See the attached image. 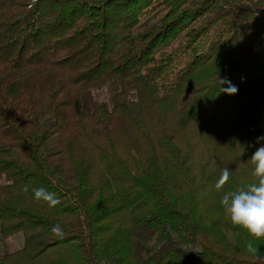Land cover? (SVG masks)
<instances>
[{
  "label": "trees",
  "instance_id": "obj_1",
  "mask_svg": "<svg viewBox=\"0 0 264 264\" xmlns=\"http://www.w3.org/2000/svg\"><path fill=\"white\" fill-rule=\"evenodd\" d=\"M260 136L264 0H0V264H257Z\"/></svg>",
  "mask_w": 264,
  "mask_h": 264
},
{
  "label": "clouds",
  "instance_id": "obj_2",
  "mask_svg": "<svg viewBox=\"0 0 264 264\" xmlns=\"http://www.w3.org/2000/svg\"><path fill=\"white\" fill-rule=\"evenodd\" d=\"M217 84L219 91L227 95H235L238 92L237 87L226 78L218 76ZM225 84L228 86L220 87ZM256 142L260 146L248 160L252 166L251 175L254 181L237 190L225 192L220 200L226 219L234 227L243 229L253 241L264 240V136L258 137ZM230 176L228 168L222 169L215 182V190L221 191ZM33 196L36 201L43 200L50 207L59 203L55 194L44 188L33 189ZM51 231L55 236L63 235L60 225L53 226ZM246 251L254 257L257 264H264V256L259 255L258 248L251 241L246 245Z\"/></svg>",
  "mask_w": 264,
  "mask_h": 264
},
{
  "label": "rangeland",
  "instance_id": "obj_3",
  "mask_svg": "<svg viewBox=\"0 0 264 264\" xmlns=\"http://www.w3.org/2000/svg\"><path fill=\"white\" fill-rule=\"evenodd\" d=\"M23 245H24V237L22 235L9 238L4 244H0V254L6 251L8 252L18 251L22 249Z\"/></svg>",
  "mask_w": 264,
  "mask_h": 264
}]
</instances>
